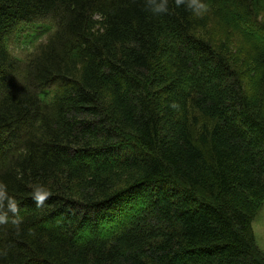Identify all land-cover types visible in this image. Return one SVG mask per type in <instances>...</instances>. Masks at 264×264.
Returning a JSON list of instances; mask_svg holds the SVG:
<instances>
[{
  "label": "trees",
  "instance_id": "obj_1",
  "mask_svg": "<svg viewBox=\"0 0 264 264\" xmlns=\"http://www.w3.org/2000/svg\"><path fill=\"white\" fill-rule=\"evenodd\" d=\"M206 2L0 0V264H264V0Z\"/></svg>",
  "mask_w": 264,
  "mask_h": 264
},
{
  "label": "clouds",
  "instance_id": "obj_2",
  "mask_svg": "<svg viewBox=\"0 0 264 264\" xmlns=\"http://www.w3.org/2000/svg\"><path fill=\"white\" fill-rule=\"evenodd\" d=\"M175 4L177 7L186 8L195 17H202L209 11L206 0H175ZM145 6L153 16L169 13V0H145ZM50 195L51 190L45 184H37L33 188L32 199L39 207ZM9 223L19 229L23 218L15 198L8 194L6 185L0 183V225Z\"/></svg>",
  "mask_w": 264,
  "mask_h": 264
},
{
  "label": "rangeland",
  "instance_id": "obj_3",
  "mask_svg": "<svg viewBox=\"0 0 264 264\" xmlns=\"http://www.w3.org/2000/svg\"><path fill=\"white\" fill-rule=\"evenodd\" d=\"M45 29L47 31L43 33ZM54 30V26L49 21L43 22V24L37 23L34 25L25 26L21 31L17 32L12 39L11 52L15 57L22 61L23 64H27L30 60L29 58L32 53L31 50H33V47H36L35 44L41 41V39L32 43L31 41H33L38 36L47 37ZM248 37H251V34H248ZM49 90L54 91L53 87ZM205 124V122H202V126ZM135 211L137 210H134V212ZM252 229L255 236L257 250L260 251L264 258V205L258 211Z\"/></svg>",
  "mask_w": 264,
  "mask_h": 264
}]
</instances>
